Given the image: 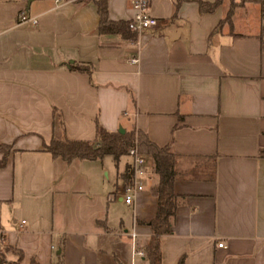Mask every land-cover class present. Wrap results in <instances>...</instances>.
<instances>
[{
    "label": "crops",
    "instance_id": "1",
    "mask_svg": "<svg viewBox=\"0 0 264 264\" xmlns=\"http://www.w3.org/2000/svg\"><path fill=\"white\" fill-rule=\"evenodd\" d=\"M199 1L212 0H148L157 25L131 40L98 31L96 0H0L6 263L16 256L5 247L21 252L18 264H130L131 233L144 248L157 203L148 156L126 205V156L118 168L110 155L67 162L45 150L51 137L92 142L99 124L175 156L160 264H264V18L254 2L201 12ZM105 3L108 20L132 18L130 0ZM20 12L36 23L17 25Z\"/></svg>",
    "mask_w": 264,
    "mask_h": 264
},
{
    "label": "trees",
    "instance_id": "2",
    "mask_svg": "<svg viewBox=\"0 0 264 264\" xmlns=\"http://www.w3.org/2000/svg\"><path fill=\"white\" fill-rule=\"evenodd\" d=\"M221 0H212L211 2L199 1L201 12L212 11ZM245 2H254L259 5L261 17L264 18V0H239L236 4ZM231 2L230 6L236 5ZM96 10L98 14V31L100 33L113 32L133 40L134 34L127 28V22H112L107 19L105 0H96ZM230 10L227 12L225 19H228ZM261 43L264 45V26L261 28ZM76 69L82 70L83 67L75 66ZM99 141L95 147L93 142ZM136 142L139 152L148 156L153 164L152 172L155 175V181L150 189L156 197L157 203L153 214L145 221L150 227L151 234L144 245L145 259L148 264H160V240L161 236L169 233L174 211L178 204L177 196L172 191V183L175 176L174 172V155L168 146L157 147L149 142L146 136L139 131H130L119 133L118 131L109 132L104 130L99 124L95 126V139L92 142L72 141L64 137H51L49 143L45 145V150L53 157H59L64 161L72 159H96L102 155H110L113 160H117L126 155L127 148ZM9 146L0 145V167L5 164V159L9 151ZM5 251H11L15 254L14 261L5 262L4 255L0 252V264H18L21 259V252L9 247ZM28 264H37L31 260ZM180 264V262H179Z\"/></svg>",
    "mask_w": 264,
    "mask_h": 264
},
{
    "label": "built area",
    "instance_id": "3",
    "mask_svg": "<svg viewBox=\"0 0 264 264\" xmlns=\"http://www.w3.org/2000/svg\"><path fill=\"white\" fill-rule=\"evenodd\" d=\"M57 0H55L56 2ZM130 6L133 9V16L127 22V28L130 32L141 34L143 31L153 28L157 25V20L148 13V0H130ZM35 24L36 18L29 16L24 12L17 15L16 24ZM136 58H131L130 62H136ZM128 159L124 170L125 183L121 188L120 197L124 204L131 205L133 199L143 190V178L145 175V157L139 152L136 142L134 141L126 150ZM130 241V264L137 257L145 256L144 250L136 244L134 234L129 235ZM221 246V243L217 244Z\"/></svg>",
    "mask_w": 264,
    "mask_h": 264
},
{
    "label": "rangeland",
    "instance_id": "4",
    "mask_svg": "<svg viewBox=\"0 0 264 264\" xmlns=\"http://www.w3.org/2000/svg\"><path fill=\"white\" fill-rule=\"evenodd\" d=\"M125 157L122 156L119 158L118 161V168L123 167L124 165V161H125ZM127 160V159H126ZM104 164L108 166V169L106 171H108V176H112L113 170H114V164L113 161L111 159H105ZM104 173V172H103Z\"/></svg>",
    "mask_w": 264,
    "mask_h": 264
},
{
    "label": "water",
    "instance_id": "5",
    "mask_svg": "<svg viewBox=\"0 0 264 264\" xmlns=\"http://www.w3.org/2000/svg\"><path fill=\"white\" fill-rule=\"evenodd\" d=\"M117 131H118L119 133H123V129H121V128H118ZM96 144H99V141H95V142H93L92 147H95Z\"/></svg>",
    "mask_w": 264,
    "mask_h": 264
}]
</instances>
